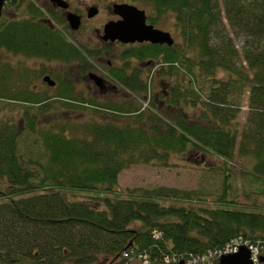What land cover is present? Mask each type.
<instances>
[{
  "label": "trees",
  "instance_id": "trees-1",
  "mask_svg": "<svg viewBox=\"0 0 264 264\" xmlns=\"http://www.w3.org/2000/svg\"><path fill=\"white\" fill-rule=\"evenodd\" d=\"M124 1L162 31L172 20L179 38L171 47L116 43L123 51L109 57L122 64L109 66L108 74L121 95L102 99L80 89L75 72L53 75L46 67L77 66L84 76L88 62L101 56L68 31L62 11L7 0L0 111L18 108L21 115L0 116V264H96L101 257L114 264L142 255L152 264L166 255L206 264L240 238L264 252V212L237 202L230 168L237 159L246 162L251 186L262 185L264 195V0ZM4 54L41 61V82L50 77L56 86L35 90L30 70ZM157 76L163 80L153 88ZM25 135L42 152L21 148ZM179 160L221 163L222 189L213 205H193L206 201L197 191H120L123 171L172 168Z\"/></svg>",
  "mask_w": 264,
  "mask_h": 264
},
{
  "label": "rangeland",
  "instance_id": "rangeland-1",
  "mask_svg": "<svg viewBox=\"0 0 264 264\" xmlns=\"http://www.w3.org/2000/svg\"><path fill=\"white\" fill-rule=\"evenodd\" d=\"M37 3V6L45 12L47 9L51 8L52 3L51 0H33ZM70 5V11L74 13H78L83 16L84 23L78 32H71V28L68 24V31L72 33V35L76 38L78 42H80L83 46L91 51H97L101 54L99 57H95L94 60L88 62L89 72L88 74L79 75V69L76 67L68 68L66 66H62L60 64H47L49 72L53 75H64L66 72H75L74 75L75 80L77 81L78 87L88 92L91 96H98L102 99H108L113 96V94L120 96V90L113 91L109 90V82L112 81L109 78L108 67L114 65H121L115 62H112V59L109 57L112 54H119L123 51V48L119 45H106L102 36L104 35V27L110 21H117L119 17L114 15L113 6L114 4H125L124 0H65ZM92 7H97L99 9V14L93 18H88V10ZM62 14L67 19V11L64 12L63 9L60 8ZM67 12V13H66ZM11 17H18V12L15 10H11L8 13ZM173 24L172 20L169 21L168 27L164 30L166 32L171 33L172 37L177 40L179 35L169 28ZM235 42L238 47L242 46V40H237L235 38ZM5 59L18 67L19 70L26 69L30 70V75L32 78V87L35 90L46 91L45 83L41 82L39 76H41V72L44 70L43 67L45 65L38 60L27 59L22 56H13V55H3ZM138 66H142L145 68L144 63H136ZM150 66L146 67L147 69ZM38 73V78L33 73ZM90 75L97 76L102 80V86H98L97 82L92 81L89 77ZM43 77V76H42ZM220 77H223V74H220ZM163 79L160 77H156L152 79L150 82L153 88L158 86ZM160 86V85H159ZM104 87V89H102ZM162 87V86H161ZM207 87V86H206ZM156 89L155 91H158ZM119 92V93H118ZM154 90L151 89V93ZM120 94V95H119ZM127 93L124 92L123 95ZM114 95V96H115ZM115 96V97H117ZM145 105V102L142 103ZM241 106L242 110L237 118V122L243 127L247 121V117L249 114V101H248V93L242 96L241 98ZM3 103L0 102V109H2ZM6 110L0 111V116L5 114L14 115L16 114L19 117L21 114L19 113L18 108L15 111L9 110V108H5ZM57 113H55L56 115ZM57 116H66V114H57ZM34 138H28L27 135L24 136L21 140V148L26 146L34 151L42 152V148L40 144L34 145ZM177 163H180V166L172 167V168H162L156 167L153 165H137L133 166L125 171H123L119 177V189L122 193H126L130 189L135 188H145L151 189L155 187H169V188H177L185 191H197L201 198L206 200L205 202H196L193 203L195 206L200 205H213L214 199L217 195L221 193L222 189V172L218 170V166L221 165L218 161H211L205 163L203 162L200 166H193L191 163L179 160ZM246 162L239 161L237 159V163L235 165L231 164L230 168L232 170L233 177L231 178L232 189L235 194H237V202L244 208L250 211L255 212H264V195H260L262 185L257 184L256 188L251 186V182L245 170ZM250 193L249 196L247 194ZM174 203V202H172ZM181 204H185L184 202H178ZM176 204V203H174ZM262 249V248H261ZM222 251V250H220ZM263 251V250H262ZM264 254V252H263ZM136 259V258H135ZM132 259L130 260V264H138ZM96 264H109L105 257H101L100 261Z\"/></svg>",
  "mask_w": 264,
  "mask_h": 264
},
{
  "label": "water",
  "instance_id": "water-1",
  "mask_svg": "<svg viewBox=\"0 0 264 264\" xmlns=\"http://www.w3.org/2000/svg\"><path fill=\"white\" fill-rule=\"evenodd\" d=\"M6 3L7 0H0V19L3 16ZM51 3L65 11L70 8L69 3L65 0H51ZM67 12L68 24L73 31H78L82 25L81 16L70 11ZM113 13L120 19L110 21L105 25L104 35L102 36L104 42H119L124 45L151 43L154 45H168L170 47L175 44L171 33L149 25L146 11L137 6L128 3L114 4ZM98 14L99 9L97 7H92L88 10L89 19L95 18ZM91 77L99 86H102V80L100 78L94 75ZM44 81L50 86L55 85L50 77H45ZM260 262H264V258H261ZM177 264H185V261ZM219 264H254V262L252 260L251 250L247 246H241L237 253L223 255L219 260Z\"/></svg>",
  "mask_w": 264,
  "mask_h": 264
},
{
  "label": "built area",
  "instance_id": "built-area-1",
  "mask_svg": "<svg viewBox=\"0 0 264 264\" xmlns=\"http://www.w3.org/2000/svg\"><path fill=\"white\" fill-rule=\"evenodd\" d=\"M243 245L248 246L250 248L252 252L253 262L258 263L261 255L263 254L262 249L259 246H253L252 244H249L248 242H243V240L240 238L236 241L229 243L222 251H216V252L211 253V256L216 257V258H214V261L213 260L207 261L206 264H217L215 259H219L223 255H226V254L237 253L240 250V247ZM178 261L179 259L175 255L173 256L166 255L160 259L159 264H172V263H177ZM198 262L200 261L192 260V261H188L187 264H198ZM201 262H205V259H202ZM122 264H130V262H125ZM138 264H152V261L147 255H142L138 259Z\"/></svg>",
  "mask_w": 264,
  "mask_h": 264
},
{
  "label": "flooded vegetation",
  "instance_id": "flooded-vegetation-1",
  "mask_svg": "<svg viewBox=\"0 0 264 264\" xmlns=\"http://www.w3.org/2000/svg\"><path fill=\"white\" fill-rule=\"evenodd\" d=\"M52 7H54L55 9H60L58 6H56V5H54V4H52ZM69 11H70V8H69ZM64 12H65V10H64ZM70 12H73V11H70ZM67 13V12H66ZM74 13V12H73ZM75 14H77V15H79L78 13H75ZM79 16H81V15H79ZM67 17V16H66ZM81 18H82V25H83V23H84V20H83V16H81ZM120 19V18H119ZM67 20V19H66ZM82 25H81V27H82ZM70 26V25H69ZM71 28V27H70ZM80 30V29H79ZM78 30V31H79ZM78 31H73L72 29H71V32H78ZM104 42V41H103ZM105 44H110V42H104ZM116 43H119V42H115L114 44H116ZM92 75H90V79L92 80V81H94L93 79H92V77H91ZM109 89H108V91L109 90H113V91H118V90H120L119 89V86L112 80V81H110L109 82ZM99 86V85H98ZM102 89H104V87H102ZM119 93V92H118Z\"/></svg>",
  "mask_w": 264,
  "mask_h": 264
},
{
  "label": "bare ground",
  "instance_id": "bare-ground-1",
  "mask_svg": "<svg viewBox=\"0 0 264 264\" xmlns=\"http://www.w3.org/2000/svg\"><path fill=\"white\" fill-rule=\"evenodd\" d=\"M44 78H45V77H44ZM50 79H51V78H50ZM51 81L54 82V84H55L54 86H51V87H55V86H56V82H55L54 80H52V79H51ZM44 83H46V82L44 81ZM47 84H48V83H47ZM48 85H49V84H48ZM49 86H50V85H49ZM128 257H129L128 255L125 256V258H128ZM122 263H123V261L120 260V261H118L117 263H114V264H122Z\"/></svg>",
  "mask_w": 264,
  "mask_h": 264
}]
</instances>
